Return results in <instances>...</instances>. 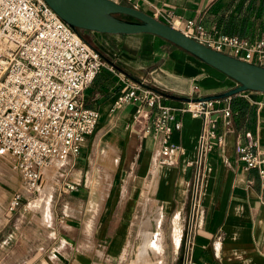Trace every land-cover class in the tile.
Wrapping results in <instances>:
<instances>
[{
	"label": "crops",
	"instance_id": "crops-1",
	"mask_svg": "<svg viewBox=\"0 0 264 264\" xmlns=\"http://www.w3.org/2000/svg\"><path fill=\"white\" fill-rule=\"evenodd\" d=\"M112 1L164 24L179 17L183 24L194 20L221 35L264 39V0ZM111 37L115 45L103 53L104 67L84 92L85 106L99 113L97 126L80 154L65 161L70 169L74 165L80 169L76 178L80 193L74 203L61 200L59 206L65 205L68 214L61 207V215L57 213L59 199L47 194L7 213L11 194L23 187L20 175L7 163L21 186L11 191L0 214V264H108L122 253L118 244L124 247L130 237L136 206L147 205L150 197L162 215L157 236L162 261L164 254L172 253L173 260L183 264L187 253L194 262L264 264V191L258 171L247 170L237 152L238 146L254 140L264 150V93L235 95L246 100V112H235L231 126L217 119L223 143L209 140L199 164L202 121L175 111L182 127L171 133L170 141L180 151H172L163 165L161 136L145 133L155 112L145 109L136 117L134 103L113 108L117 97L129 85L143 83L158 90L161 104L180 108L188 100L224 94L238 85L160 37ZM226 104V99L220 100V106ZM52 169L44 172L42 180ZM94 179L98 186L92 184ZM123 184L131 185L132 191L128 193ZM92 188L98 191L91 194ZM32 203L35 218L29 208ZM165 222L170 227L167 241Z\"/></svg>",
	"mask_w": 264,
	"mask_h": 264
},
{
	"label": "built area",
	"instance_id": "built-area-1",
	"mask_svg": "<svg viewBox=\"0 0 264 264\" xmlns=\"http://www.w3.org/2000/svg\"><path fill=\"white\" fill-rule=\"evenodd\" d=\"M167 25L211 50L264 67V39L221 35L194 20L183 24L179 17ZM104 64L98 52L44 0H0V160L20 175L23 186L11 194L7 213L33 201L46 170L80 154L99 120V113L85 106L84 92ZM161 100L154 88L135 83L117 97L113 108L134 103L136 117L145 109L155 112L145 133L161 136L163 165L172 151H180L170 141L171 133L182 127L175 111L202 121L198 164L209 140L223 143L217 119L232 125L231 98L226 106H220V100L192 99L180 108L163 105ZM237 152L247 170L258 171L264 191V150L259 141L240 145ZM64 188L77 189L70 183H64ZM183 264L215 263L194 262L186 253Z\"/></svg>",
	"mask_w": 264,
	"mask_h": 264
},
{
	"label": "water",
	"instance_id": "water-1",
	"mask_svg": "<svg viewBox=\"0 0 264 264\" xmlns=\"http://www.w3.org/2000/svg\"><path fill=\"white\" fill-rule=\"evenodd\" d=\"M44 1L74 31L81 29L108 35L151 34L183 49L191 56L233 79L238 85L229 92L202 100L227 99L247 91L264 93V67L211 50L169 25L129 6L112 0ZM114 15L133 18V21L119 19Z\"/></svg>",
	"mask_w": 264,
	"mask_h": 264
},
{
	"label": "rangeland",
	"instance_id": "rangeland-1",
	"mask_svg": "<svg viewBox=\"0 0 264 264\" xmlns=\"http://www.w3.org/2000/svg\"><path fill=\"white\" fill-rule=\"evenodd\" d=\"M123 19H124V17H123ZM130 19L133 20V18H130ZM83 35H84L85 39L90 41L92 44H94L98 48V50H100L102 53H105V54H106V52H111L108 49V46L114 47V45H115L114 44L115 42L113 41V38L111 37L112 35L98 34L96 32H85V33H83ZM70 166H71L70 164H66L64 162L63 165L58 168V170L57 169L50 170V172L45 176V178L41 182V185L39 187V194L36 193L34 195V198H36L39 195L38 199L41 197L42 194H47L54 201L59 199V201H58L59 203L56 206V209H57L56 211L59 214H60V212L58 209L60 207H61L60 209L62 210V213L65 212L68 214V208L64 209L65 205L59 206V204L62 202L61 200L63 199L65 203H67V202L74 203V198H77L78 194L80 193L78 189H80L81 185L76 183L77 170L79 171L80 169L79 168L77 169L76 165H74L70 169ZM69 170H70V172L67 173ZM56 171H57V173L55 174ZM107 175H108V173L106 172V174H105L106 178H107ZM154 176L156 178L157 174H154ZM95 177H96V175H95ZM70 180L72 182H70ZM64 183L73 184V185H75V187L77 189L75 191L68 192L64 188ZM134 183H136L138 185L137 180H136V182L134 180L133 184ZM92 184H94V186H96V185L98 186V184H100V183L96 179H94ZM103 185L106 186L105 181H103ZM120 185H122V184H120ZM123 185H126L127 187H129L128 193H130V191H132V189L130 188L131 185L130 186H128L127 184H123ZM20 186L21 185L18 183V180H17L15 174L11 173V170L9 169L8 164L0 162V192H1V194H0V214H3L5 211L6 201H7V198L10 196L11 191L17 190L18 188H20ZM95 189L92 188L90 190L91 194L95 191H98V189L97 190H95ZM150 190L152 192V189H150ZM99 192L101 193L100 195H103V193L105 192V189L104 190L101 189V190H99ZM128 193L126 190V193H125L126 198L129 195ZM153 193H155V190H153ZM4 195H5V197H4ZM85 195H87V194H85ZM93 195H95V194H93ZM140 201H141V197L138 195L137 196V203H139ZM129 204H130V201H129ZM129 204H128V208H129ZM32 205H33V203L29 206V208L32 211L31 216L33 218H35L34 212H37V211H35L32 208ZM121 208H122V210H124L125 209L124 205H122ZM46 215H47V212H46ZM41 216H42V214H41ZM153 217L154 218L158 217V208L155 205V200H153L150 197L147 205H145V208H144V205H142V203H140L136 206L134 219L132 221V228H131L130 237L125 240V246L124 247H120V243L118 244L117 250L121 251V249H123V251L121 254H117V255H119L117 258L111 259V261L108 264H138V263L139 264H145L147 262V259L141 257L140 254L138 253V251H139L138 248L140 245V240L138 237V229L140 227V224L143 221H145L147 219L153 220L154 219ZM164 217H165V215H164ZM42 222H44L43 216H42ZM163 232L165 235V237H164L165 241H167L168 240L167 237L170 235V227L167 224V222H165V225L163 226ZM156 242H157V240H156ZM157 245H158V243H157ZM101 257L102 258L104 257L103 253L101 254ZM172 257H173L172 253L164 254L163 255V261H162L160 256H157L156 254L152 255V253H150L147 257L148 260H150V261H148L146 264H156V263L157 264H162V263L163 264H180L179 259L176 258L175 260H173ZM140 258H141V260L143 258L142 262H141Z\"/></svg>",
	"mask_w": 264,
	"mask_h": 264
},
{
	"label": "bare ground",
	"instance_id": "bare-ground-1",
	"mask_svg": "<svg viewBox=\"0 0 264 264\" xmlns=\"http://www.w3.org/2000/svg\"><path fill=\"white\" fill-rule=\"evenodd\" d=\"M144 208H145V205H144ZM161 219H162V215H161V213L158 212V217L157 218H154L153 220H151V219L148 220L147 219V220H145L143 222L141 221L142 223L140 224V227L138 229V237H139V240H140L138 253L140 254L141 257L147 259V262L150 261L147 258L150 253H152V255L156 254L157 256H160V250L158 248L156 240H157V236H158V233H159L158 231L160 229ZM143 258H142V260L140 258L141 262L143 261Z\"/></svg>",
	"mask_w": 264,
	"mask_h": 264
},
{
	"label": "trees",
	"instance_id": "trees-1",
	"mask_svg": "<svg viewBox=\"0 0 264 264\" xmlns=\"http://www.w3.org/2000/svg\"><path fill=\"white\" fill-rule=\"evenodd\" d=\"M114 16L119 18V19H123V17H124V19L127 20V21H133L129 17L123 16V15H114ZM77 32L79 33L81 39L84 42L89 44L95 51L98 52V54L101 56L102 60H107L106 57L104 56V54L100 50H98V48L94 44H92L90 41H88L87 39L84 38L83 33L90 32V31L77 29ZM177 48H179V47H177ZM179 49H181V48H179ZM181 50H183V49H181ZM184 52H186V51H184ZM186 53H188V52H186ZM230 105H231V109H232L233 114L235 112L238 113V114H244L246 112L247 108H248V104H247L246 100L244 98H240V97H237V96L232 97Z\"/></svg>",
	"mask_w": 264,
	"mask_h": 264
}]
</instances>
